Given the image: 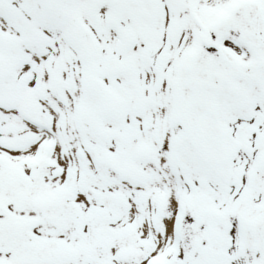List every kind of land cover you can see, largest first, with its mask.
Here are the masks:
<instances>
[{
    "label": "snow or ice",
    "instance_id": "snow-or-ice-1",
    "mask_svg": "<svg viewBox=\"0 0 264 264\" xmlns=\"http://www.w3.org/2000/svg\"><path fill=\"white\" fill-rule=\"evenodd\" d=\"M0 264H264V0H0Z\"/></svg>",
    "mask_w": 264,
    "mask_h": 264
}]
</instances>
